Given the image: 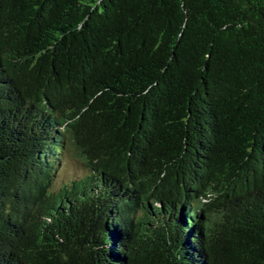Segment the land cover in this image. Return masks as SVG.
Here are the masks:
<instances>
[{"label": "trees", "instance_id": "1", "mask_svg": "<svg viewBox=\"0 0 264 264\" xmlns=\"http://www.w3.org/2000/svg\"><path fill=\"white\" fill-rule=\"evenodd\" d=\"M0 264H264V0H0Z\"/></svg>", "mask_w": 264, "mask_h": 264}, {"label": "rangeland", "instance_id": "2", "mask_svg": "<svg viewBox=\"0 0 264 264\" xmlns=\"http://www.w3.org/2000/svg\"><path fill=\"white\" fill-rule=\"evenodd\" d=\"M84 174L83 167L75 159H72L71 151H67L54 177L53 185L58 187L62 183L68 182L72 177H79Z\"/></svg>", "mask_w": 264, "mask_h": 264}]
</instances>
